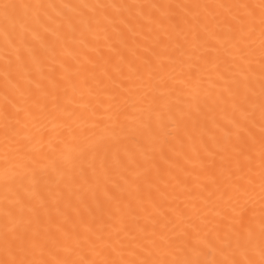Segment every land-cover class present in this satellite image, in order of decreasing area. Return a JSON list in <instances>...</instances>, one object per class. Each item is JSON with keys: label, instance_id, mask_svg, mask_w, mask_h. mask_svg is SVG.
I'll return each mask as SVG.
<instances>
[{"label": "snow or ice", "instance_id": "snow-or-ice-1", "mask_svg": "<svg viewBox=\"0 0 264 264\" xmlns=\"http://www.w3.org/2000/svg\"><path fill=\"white\" fill-rule=\"evenodd\" d=\"M0 264H264V0H0Z\"/></svg>", "mask_w": 264, "mask_h": 264}]
</instances>
